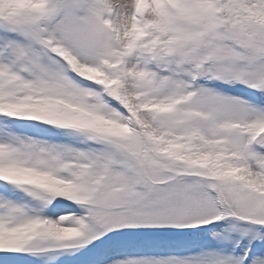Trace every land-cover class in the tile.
Masks as SVG:
<instances>
[{"label": "snow or ice", "instance_id": "obj_1", "mask_svg": "<svg viewBox=\"0 0 264 264\" xmlns=\"http://www.w3.org/2000/svg\"><path fill=\"white\" fill-rule=\"evenodd\" d=\"M0 264H264V0H0Z\"/></svg>", "mask_w": 264, "mask_h": 264}]
</instances>
